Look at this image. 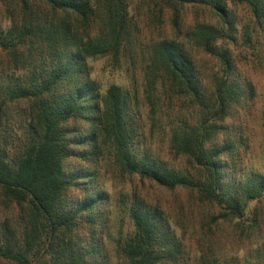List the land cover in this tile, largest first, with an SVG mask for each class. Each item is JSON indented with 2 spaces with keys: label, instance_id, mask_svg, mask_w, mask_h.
Segmentation results:
<instances>
[{
  "label": "trees",
  "instance_id": "obj_1",
  "mask_svg": "<svg viewBox=\"0 0 264 264\" xmlns=\"http://www.w3.org/2000/svg\"><path fill=\"white\" fill-rule=\"evenodd\" d=\"M148 1L171 12L176 31L186 5H205L216 23H195L182 41L161 36L142 45L130 0H0V264H112L92 230L110 213L95 169L101 162L192 190L223 220L243 218L264 199V174L235 166L244 138L226 123L253 92L235 77L233 52L255 47L264 0ZM239 5L247 12L240 43ZM186 43L215 57L218 72L205 78ZM96 57L122 70L139 65L149 131L167 135L180 167L145 146L134 90L116 82L101 89L91 77ZM71 158L83 166L71 167ZM123 204L129 228L113 239L116 264H179L182 244L163 211L138 196ZM85 224L89 236L80 232Z\"/></svg>",
  "mask_w": 264,
  "mask_h": 264
},
{
  "label": "rangeland",
  "instance_id": "obj_2",
  "mask_svg": "<svg viewBox=\"0 0 264 264\" xmlns=\"http://www.w3.org/2000/svg\"><path fill=\"white\" fill-rule=\"evenodd\" d=\"M131 10L138 19L139 42L144 45L161 36L176 37L184 40L182 33L195 23L215 24L212 12L202 4L183 7L177 31L171 23V12L160 10L148 0H130ZM239 43L242 38V25L247 20V12L242 6L235 8ZM179 30V31H178ZM188 42V41H185ZM254 46L239 44L234 48L233 61L236 64L235 77L241 83L249 82L253 92L247 93L239 106L233 109L230 118L226 119L232 131H241L244 138L242 146H237L238 158L234 156L236 167L242 171L256 170L264 174V30L253 38ZM197 63L198 69L205 78L219 70L218 60L204 53L200 48L186 43ZM139 48V46H138ZM139 50V49H138ZM5 64L0 54V71ZM119 69L107 58L96 57L89 61L91 77L101 89L111 82L131 87L140 110L137 119L145 135V146L155 154H160L170 165L180 167L183 160L175 158L168 150V137L160 130L149 131L147 104L144 98V76L139 65ZM231 131V132H232ZM233 133V132H232ZM71 167L83 166L82 162L71 158ZM234 162V160H231ZM235 164V163H234ZM233 165V163H232ZM99 173L100 186L110 195L107 218L95 225L92 230L100 239L103 252L112 264H116L113 239L119 232L129 228L124 201L138 196L149 205L159 207L168 218L171 228L181 241L182 255L179 264H202L215 260H235L251 264H264V199L250 204V210L241 219H219L214 203L201 200L189 189L177 187L166 189L148 180L136 176H123L106 162L95 167ZM79 192H73L77 196ZM124 197V198H122ZM254 211L256 214H252ZM106 213L104 214V216ZM253 217L254 225L250 226ZM90 227L86 224L80 228L82 234L89 236Z\"/></svg>",
  "mask_w": 264,
  "mask_h": 264
}]
</instances>
